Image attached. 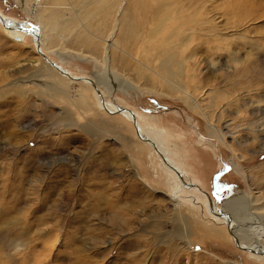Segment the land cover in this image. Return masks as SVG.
I'll return each instance as SVG.
<instances>
[{"label":"rangeland","instance_id":"obj_1","mask_svg":"<svg viewBox=\"0 0 264 264\" xmlns=\"http://www.w3.org/2000/svg\"><path fill=\"white\" fill-rule=\"evenodd\" d=\"M173 1V16L156 18V0H128L113 89L99 78L111 0H61L44 53L138 112L141 126L164 128L173 159L202 191L178 199L133 123L99 109L90 86L45 69L33 38L13 39L0 24V264H264L211 220L203 194L241 223L264 217V0ZM31 5L0 0L4 14L36 25ZM171 28L191 38L195 61L181 84L199 109L161 77L158 41Z\"/></svg>","mask_w":264,"mask_h":264},{"label":"bare ground","instance_id":"obj_2","mask_svg":"<svg viewBox=\"0 0 264 264\" xmlns=\"http://www.w3.org/2000/svg\"><path fill=\"white\" fill-rule=\"evenodd\" d=\"M18 1L26 8H29L31 4H33L31 5V8L37 6V11H36L37 24L29 25L27 22H22L12 17H9L8 15L4 14L1 10H0V24L2 25L4 31L8 33V35H10V37H12L13 39H18L22 41L28 36L33 38V40L35 41V46L37 48V53H39L41 57L43 55L46 56L44 50L47 40L49 38L51 39L53 35H57V33L59 32L57 29L58 26L57 25L55 26L54 23L58 22L57 19L59 15L57 14L56 10L60 9L59 2L61 0H18ZM174 2L175 1L171 2V0L166 2H164V0H156L157 3L156 12H155L156 18L162 15L163 12H168L171 18L175 13L174 9L172 8ZM127 3L128 0H111L110 5L108 6L109 8L106 11V15L111 14L112 16L114 14L113 18L115 19L113 21V26H111L112 28H110L111 32L107 37V39L104 41L105 55L103 62L105 67H104V72L99 76V78H101L103 81L104 80L107 81L105 82V88L103 87L104 89L107 90L113 89L114 88L113 83H115V81H120L122 79V77L118 76V74L114 72V70L111 67L112 66L111 52L114 48L118 47L117 44L118 43L117 39L119 38L118 35L119 34L122 35L121 18L122 17L126 19L128 18V11L130 10L126 8ZM183 12L184 9H181L180 13L183 14ZM48 18L49 20L52 19L54 23L51 22L50 24H47L46 21ZM180 27L181 25L178 28ZM48 29H51L54 33L49 32ZM190 41L191 38L181 36L178 33V29L171 28V30L165 32L164 36H162V38H160V40L158 41L162 45L159 51V54L161 55V57L159 56L160 57L159 62L160 64H162V66L164 65L163 66L164 75L163 76L161 75L162 79H164L167 83L170 84L172 90L173 89H175L174 91L178 90V92L183 94L185 98L192 101V104L190 105L191 109H199L200 105L197 103L193 94L190 93L183 84H181L183 83L181 81H183L188 76L187 66H189V64L194 63L195 61L194 54L189 56L186 54L185 49L187 48ZM46 58L47 60H45L42 57V59L45 60L44 63L45 69L56 72V74H58L59 76L69 80L70 83H81L90 86L91 88H93V96L95 97L96 104L99 109L103 111H107V110L111 112L115 111L116 113L109 112L112 115L122 114L128 121L133 123L136 130L139 129L142 137H138V138L148 148L152 157L159 162L160 167L169 176L175 179V183L178 186V191L174 196L175 198L178 199L180 197L179 194L186 190L192 193L202 192L201 189L198 186H196L194 183H188L185 172L180 167V165L173 159V152L169 150L166 145L167 143L165 140L164 129L156 130L155 128L147 124L141 126L138 122V117L136 116V114L123 107L116 106L113 102L107 101L103 96L104 94L97 87L98 85L96 86L94 82H92L87 78L73 77L69 75L68 71H66L61 66L57 65L54 62L57 65V67L62 71L58 70L56 67L50 65L49 62L52 60H50L47 56ZM178 77L180 78V82H178L179 81ZM99 78L97 76L98 81L100 80ZM122 82H123L122 83L123 86H125L127 81L122 80ZM99 84L102 85V82H99ZM124 89L123 92H125ZM132 113L135 115V118L137 120V127L134 124V117ZM208 127L210 129L209 134L213 136L217 134L216 133L217 131L212 127V124H209ZM218 136L222 141H224V137H225L224 135L219 134ZM203 194L206 197V205H205L206 213L213 222H217V223L222 222L224 225L228 227V231L231 234L232 240L236 245V247L242 251L250 253L252 256L256 257L259 260L264 259V247L262 244L264 242V217L259 219L257 223L254 222L255 224L253 223V221H251L250 223H253L252 225L249 222L241 223L240 221L236 220V218L231 217L228 212L227 214H223L219 212L217 207L218 205L217 202L213 200L212 197H210V195H208L206 192L203 191ZM193 202L195 203L194 198H193ZM239 209H241L242 211L241 214L242 216L246 214L250 217L251 206L248 208L247 206L243 205L240 206ZM185 227H183V235L185 238V245L189 249L190 247L189 233H188V229Z\"/></svg>","mask_w":264,"mask_h":264},{"label":"water","instance_id":"obj_3","mask_svg":"<svg viewBox=\"0 0 264 264\" xmlns=\"http://www.w3.org/2000/svg\"><path fill=\"white\" fill-rule=\"evenodd\" d=\"M42 57H43L45 60H47L46 56L43 55ZM49 63H50L51 66L56 67L58 70L62 71L61 69H59V68L57 67V65H56L54 62L50 61ZM132 115H133V117H134V124H135V126L137 127V120H136V118H135V115H134L133 113H132ZM136 132H137L138 137H142V136H141V133H140V131H139V129H137Z\"/></svg>","mask_w":264,"mask_h":264},{"label":"crops","instance_id":"obj_4","mask_svg":"<svg viewBox=\"0 0 264 264\" xmlns=\"http://www.w3.org/2000/svg\"><path fill=\"white\" fill-rule=\"evenodd\" d=\"M59 63V62H58ZM64 66V65H63ZM65 67V66H64ZM68 69V68H67ZM69 70V72H70V69H68ZM71 73V72H70ZM72 74V73H71ZM74 75V74H73ZM128 109V108H127ZM129 110H131L130 108H129ZM133 112H135V113H137L141 118H142V116L138 113V112H136V111H134V110H132ZM155 118V117H154ZM142 120H143V118H142ZM164 129V128H163Z\"/></svg>","mask_w":264,"mask_h":264},{"label":"flooded vegetation","instance_id":"obj_5","mask_svg":"<svg viewBox=\"0 0 264 264\" xmlns=\"http://www.w3.org/2000/svg\"><path fill=\"white\" fill-rule=\"evenodd\" d=\"M238 193H239V191L237 192V194H238ZM240 197H241V194H240V196H239V197H237V198L239 199ZM237 198H236V199H237Z\"/></svg>","mask_w":264,"mask_h":264}]
</instances>
